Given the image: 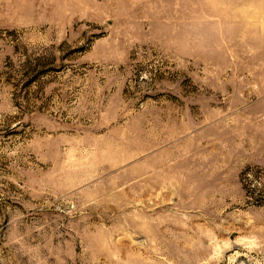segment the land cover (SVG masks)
I'll return each mask as SVG.
<instances>
[{"label": "rangeland", "instance_id": "rangeland-1", "mask_svg": "<svg viewBox=\"0 0 264 264\" xmlns=\"http://www.w3.org/2000/svg\"><path fill=\"white\" fill-rule=\"evenodd\" d=\"M0 264H264V0H0Z\"/></svg>", "mask_w": 264, "mask_h": 264}]
</instances>
